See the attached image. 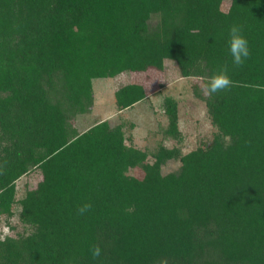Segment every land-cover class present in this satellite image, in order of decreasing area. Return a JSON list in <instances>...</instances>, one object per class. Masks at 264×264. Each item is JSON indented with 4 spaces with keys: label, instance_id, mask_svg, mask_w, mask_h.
Here are the masks:
<instances>
[{
    "label": "trees",
    "instance_id": "16d2710c",
    "mask_svg": "<svg viewBox=\"0 0 264 264\" xmlns=\"http://www.w3.org/2000/svg\"><path fill=\"white\" fill-rule=\"evenodd\" d=\"M234 24L251 50L241 67L228 49ZM167 60L202 85L227 67L230 90H193L214 128L207 142L182 152L170 96L151 149L120 118L72 126L91 111L95 81L162 73ZM147 98L143 80L128 81L115 110ZM5 162L0 217L18 207L23 231L0 239V264H264V0H0ZM35 171L36 188L17 198Z\"/></svg>",
    "mask_w": 264,
    "mask_h": 264
},
{
    "label": "rangeland",
    "instance_id": "374dc122",
    "mask_svg": "<svg viewBox=\"0 0 264 264\" xmlns=\"http://www.w3.org/2000/svg\"><path fill=\"white\" fill-rule=\"evenodd\" d=\"M227 9V2L223 5ZM121 74L116 78L98 80L94 82V103L91 111L72 119V126L83 133L98 122L109 120L111 122L120 118L126 125V135H130L136 147L153 148L157 143L158 126L165 122L162 111V100L170 96L178 100L180 120L179 129L184 136L181 145L182 152L191 151L198 142H207L212 137L214 128L207 116L206 107L198 100L193 90L202 87L199 80L193 78H181L177 66L172 61H165L162 73L150 72L149 75ZM142 81L148 94L147 100L137 103L132 108L117 112L115 110L114 92L126 82ZM160 92L158 94L157 92ZM132 125L133 127H129ZM154 134V136L150 134ZM126 144H129L127 141ZM171 146V144H168ZM178 162L168 163L163 168V173L177 169ZM41 180L40 171H35L16 182L17 198H20L26 189H34ZM18 207H14L15 215L10 219L0 217V239L6 236H15L22 232V225L17 219ZM15 229L12 230L11 228Z\"/></svg>",
    "mask_w": 264,
    "mask_h": 264
},
{
    "label": "clouds",
    "instance_id": "9594fccd",
    "mask_svg": "<svg viewBox=\"0 0 264 264\" xmlns=\"http://www.w3.org/2000/svg\"><path fill=\"white\" fill-rule=\"evenodd\" d=\"M243 29L239 25H232L229 29L228 49L232 57V63L236 67H241L245 61L250 58L251 50L247 38L242 34ZM232 80L227 75V67L217 74L213 75L206 84L202 85L201 91L205 96L230 90L232 87ZM5 165H0L3 168ZM92 208L91 203H84L77 208L78 215H85ZM93 259H99L102 254V249L97 245L90 249Z\"/></svg>",
    "mask_w": 264,
    "mask_h": 264
}]
</instances>
